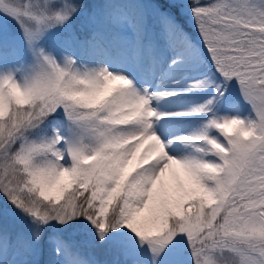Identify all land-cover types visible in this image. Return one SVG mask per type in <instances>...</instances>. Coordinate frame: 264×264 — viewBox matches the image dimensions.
I'll list each match as a JSON object with an SVG mask.
<instances>
[{
  "label": "snow or ice",
  "instance_id": "obj_1",
  "mask_svg": "<svg viewBox=\"0 0 264 264\" xmlns=\"http://www.w3.org/2000/svg\"><path fill=\"white\" fill-rule=\"evenodd\" d=\"M0 264H264V0H0Z\"/></svg>",
  "mask_w": 264,
  "mask_h": 264
}]
</instances>
